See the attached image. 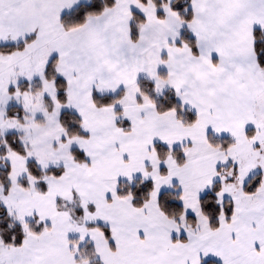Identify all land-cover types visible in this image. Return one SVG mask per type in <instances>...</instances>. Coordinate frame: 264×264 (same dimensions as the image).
<instances>
[{
  "label": "snow or ice",
  "instance_id": "1",
  "mask_svg": "<svg viewBox=\"0 0 264 264\" xmlns=\"http://www.w3.org/2000/svg\"><path fill=\"white\" fill-rule=\"evenodd\" d=\"M0 264H264V0H0Z\"/></svg>",
  "mask_w": 264,
  "mask_h": 264
}]
</instances>
